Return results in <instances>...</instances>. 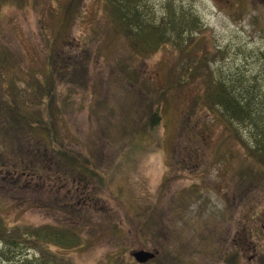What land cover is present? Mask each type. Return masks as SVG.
<instances>
[{"label": "rangeland", "instance_id": "374dc122", "mask_svg": "<svg viewBox=\"0 0 264 264\" xmlns=\"http://www.w3.org/2000/svg\"><path fill=\"white\" fill-rule=\"evenodd\" d=\"M69 1L11 0L0 13L5 230L76 233L78 247L49 248L60 264H139L141 251L153 257L144 264H264V181L247 176L250 166L260 169L245 147L252 134L195 102L211 78L264 96V0H142L155 24L183 16L179 38L165 36L144 54L112 21L109 0H76L66 14ZM195 57L202 64H188ZM52 69L55 83L34 82ZM12 106L52 123L53 146L36 139L49 143L43 129L13 130ZM155 111L160 123L151 127ZM29 140L40 151L26 158L20 145ZM75 151L99 163L89 180L60 171L63 154ZM36 163L29 177L25 164ZM12 251L0 264L40 257L38 249Z\"/></svg>", "mask_w": 264, "mask_h": 264}, {"label": "trees", "instance_id": "16d2710c", "mask_svg": "<svg viewBox=\"0 0 264 264\" xmlns=\"http://www.w3.org/2000/svg\"><path fill=\"white\" fill-rule=\"evenodd\" d=\"M11 0H0V13ZM76 3V0L70 2L63 8L68 14L71 7ZM142 0H109L105 4L106 11L110 13L112 21L118 22L127 28V34L134 39L133 46L139 48L141 54L150 53V49H158L165 36H172L175 33L179 34L182 28L183 16L177 18L170 14L165 23L155 24L148 20V17L141 7ZM170 10V9H169ZM64 11V14H65ZM170 13L172 11L170 10ZM63 14V21L67 20ZM62 16V14H61ZM197 19L192 18V24H195ZM180 36V35H179ZM188 50V46L186 47ZM188 64L200 65L201 60L197 57L190 58ZM192 70V66L188 73ZM54 69L50 71L49 80L43 83L52 84L54 79ZM37 82L36 76L33 78ZM184 83L191 81V75L188 74L182 79ZM264 96L259 89L253 86H245L235 88L227 81L210 79L209 84L203 91V94L196 98L195 102H202V107L210 112H219V114L230 123H235L241 126L242 131L248 130L252 134V141L245 147L250 148L251 159L253 163L260 169L258 172L250 166L248 177L251 183L264 181V110H262ZM5 110L2 111L4 115ZM11 115L13 130L21 131L25 126L32 130L43 129L48 134V137L53 136V124L46 122H38L35 119H25L19 107L12 106L9 109ZM158 111L154 115V123L150 122V126H155L159 121ZM26 123V125H25ZM3 130L0 129V134ZM17 139V138H15ZM50 140H52L50 138ZM22 153V150H21ZM61 153V152H59ZM20 156V155H19ZM61 163L64 164L71 172L85 171L86 165L89 163L87 160L81 161V157L76 154L65 153ZM21 157V156H20ZM60 171L61 167L59 166ZM38 167L35 166L34 172ZM73 170V171H72ZM65 171V170H62ZM95 170H89L94 175ZM73 178V177H72ZM20 233V234H19ZM79 236L71 231L60 230L53 226L41 227H27L22 229H15L13 232H7L4 227V220L0 217V242L4 243L7 248L6 252L1 250V256L13 255L12 249H24L30 251L34 249L39 250L40 257H32L27 253L21 259L20 264H60L56 261L55 254L49 248L54 246L62 247H78ZM11 258V257H10ZM8 260L7 258H5ZM12 264L13 261L9 260Z\"/></svg>", "mask_w": 264, "mask_h": 264}, {"label": "water", "instance_id": "95a60500", "mask_svg": "<svg viewBox=\"0 0 264 264\" xmlns=\"http://www.w3.org/2000/svg\"><path fill=\"white\" fill-rule=\"evenodd\" d=\"M135 257L141 263H144L146 260L153 258L150 253L146 252H139L138 254H135Z\"/></svg>", "mask_w": 264, "mask_h": 264}]
</instances>
